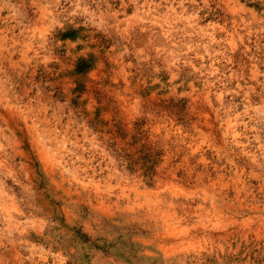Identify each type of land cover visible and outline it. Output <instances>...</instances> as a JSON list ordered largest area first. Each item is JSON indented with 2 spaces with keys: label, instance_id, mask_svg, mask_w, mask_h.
Wrapping results in <instances>:
<instances>
[{
  "label": "rangeland",
  "instance_id": "1",
  "mask_svg": "<svg viewBox=\"0 0 264 264\" xmlns=\"http://www.w3.org/2000/svg\"><path fill=\"white\" fill-rule=\"evenodd\" d=\"M0 264H264V0H0Z\"/></svg>",
  "mask_w": 264,
  "mask_h": 264
}]
</instances>
